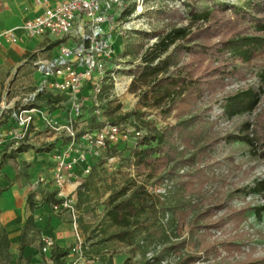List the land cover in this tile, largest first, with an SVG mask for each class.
I'll list each match as a JSON object with an SVG mask.
<instances>
[{"label": "rangeland", "instance_id": "obj_1", "mask_svg": "<svg viewBox=\"0 0 264 264\" xmlns=\"http://www.w3.org/2000/svg\"><path fill=\"white\" fill-rule=\"evenodd\" d=\"M247 1L120 0V6H113L111 13L104 11L108 14L111 26L117 25L111 32L115 34L113 35L115 50L118 53L128 51L123 57L117 53L113 59L115 66L111 70L106 65L107 72L104 74L97 96L98 102L101 101L99 107L94 105L89 88H86V91L82 90V98L75 102L86 110L74 120L76 144L85 146L86 139L81 140L80 137L97 122L102 121L104 124L110 122L109 113L104 111L102 106L108 104L110 108H114L118 104L116 115L143 112V119L151 121L157 127L175 125L179 120L197 114V123L191 127L197 133L196 137L188 141L189 145L182 139L176 141L173 149L185 159H189L198 138L201 145H208L203 153L195 154L190 163L176 168L175 174L165 179L167 182L163 181L154 186L151 183L153 179H148L144 173H140L132 165L133 160L130 158V148L137 140L131 135L134 134L131 133L132 128L141 131V134L145 132L144 127H136L137 113L120 121L122 128L129 132L126 140H123L116 152L112 151L109 154L102 149L103 159L92 161L99 174L95 181L96 188L89 193V197H86L87 201L84 198L83 203L74 200L76 193L72 196L75 201V203L72 201L73 215L77 213L80 217H88V223L84 225L99 227L111 190L119 188L127 181H133L145 185L150 193L167 192L168 214L174 220L175 226L172 235L174 232L177 234L173 240L184 239L185 243L180 252L200 256L198 264H235L264 257V149L263 145L257 144L258 138L253 131L255 126L264 124V51L249 62L238 60L227 49L214 55L217 53L214 51L221 47L218 43L220 38L209 35L211 41L208 43L216 44L209 49L210 53L204 56L180 54L179 64L172 65L170 69L180 66L181 74L186 73L185 75L194 78L200 76L203 80L222 78L223 84L215 85L213 88H209L210 84H205L207 87L202 90L205 85L200 83L196 94L190 95L186 91L184 100L176 102H169L167 97L163 100L158 99L152 83L156 77H161V74H149V69L141 60L143 52L158 38L147 37L144 33L160 31L162 36L173 27L187 24L192 18L191 11L201 12L216 3H224L228 7L227 14L233 16L236 9H229L230 6L243 7ZM127 10L128 12L124 13ZM7 20L2 27L4 29L13 24L10 21H15L13 16ZM32 42L33 40L26 41L27 44ZM133 44L137 45L133 47ZM42 45L26 50L33 54L35 52L36 58H33V54L23 57L19 60L20 66L13 70L9 99L12 106L17 109L28 104L25 103L27 97H23L39 84L41 71L38 70L36 62L46 60V52L50 50V48L39 50ZM171 49L172 46L169 50ZM236 94L238 97L234 98ZM44 104L38 102L39 108L45 107ZM70 106L72 112V102ZM94 115H97V118L94 119ZM57 126L59 127V124ZM173 131L175 132L176 128ZM54 132H56V137L52 139L54 142L58 140L60 144L70 140L65 131ZM32 136L34 135H29L27 142ZM245 136L253 143L243 141L241 138ZM36 140L37 145L46 142ZM60 147L58 149H61ZM109 155L113 156L108 158ZM185 173L193 175L184 176ZM199 174L202 178L205 177L206 181L195 190L193 187L196 184L191 180ZM206 210L209 211L205 212ZM202 213L201 221L198 222L201 227L196 228V214ZM231 215L233 219L227 221ZM223 219L221 226L208 227L211 222L216 220L220 222ZM76 228H81L77 222ZM90 229L83 231L85 236ZM113 248L119 253H124L118 256L119 262L123 264L129 256L127 247L116 243ZM175 253L179 256L174 252L172 253L174 255L167 257L162 264L174 263L177 259Z\"/></svg>", "mask_w": 264, "mask_h": 264}, {"label": "trees", "instance_id": "obj_2", "mask_svg": "<svg viewBox=\"0 0 264 264\" xmlns=\"http://www.w3.org/2000/svg\"><path fill=\"white\" fill-rule=\"evenodd\" d=\"M231 8L236 9L233 16L227 14L228 7L224 3H216L201 12L191 11L192 18L187 24L173 27L162 36H160V31L144 33L147 37H158L141 55V60L145 63L147 69H149V74H161V77H156L152 83L153 90L157 93L158 99L163 100L167 97L169 98V102H176L180 101V99L184 100L186 91L190 95L196 94L200 83L203 86L210 84L209 88L223 84L222 78L214 77L212 80H203L200 79V76L194 78L185 75L186 73L181 74L182 70L180 66L170 69L172 65L179 64L180 54L204 56L210 53L209 49L213 45H216L211 42L208 43V41H211V36L219 37L218 43L221 44V47L214 51L217 52L214 55L218 54V52H225V49H227L238 60L249 62L253 57L264 51V0H248L243 7L232 5L229 9ZM127 12L128 10L124 11V13ZM135 45L137 44H133V47ZM171 46L172 49L169 50ZM139 49L140 46L137 50L139 51ZM126 52L123 50L118 54L123 57ZM238 94L234 95V98L238 97ZM35 99V102H28V104L23 105V108H38L37 102L41 101L45 103L48 110H52L55 108L54 104L63 101V94L57 93L52 95L51 93L38 91ZM102 107L104 111L109 113L110 122L109 120L108 122L112 124H119L120 121L137 113L138 124H136V127H144L145 132L131 146L130 158L133 160L132 165L140 173H144L148 179H153H151V183L154 186H157V183L161 184L163 181L167 182L165 179L175 174L176 168L190 163L195 158V154L203 153L206 145H208H201L200 138H198L196 140L197 145L194 146L195 149L189 159H185L183 155H179L178 151H174L173 149L176 141L182 139L184 142H188L191 138L196 137L197 133L191 127L197 123V114L179 120L175 125L157 127L151 121L143 119V112H128L123 115H116L115 111L119 108L118 104L114 108H110L108 104ZM4 117H6V114L1 113L0 121ZM95 118H97V115H94ZM103 124L102 121L97 122L91 126V129H96ZM175 128L176 131L174 132L173 129ZM253 131L258 138L257 144L263 145L264 149V124L255 126ZM241 139L248 143H253L248 136ZM55 143L54 141L42 143L36 150L50 151L55 147ZM122 143L123 141L110 147L107 146L105 150L109 154L112 151L116 152ZM186 145H189V142ZM8 148L5 145L2 150L0 149V168L4 163L2 158L12 157L15 156V153L26 151L30 148V145L26 140H23L16 148L11 149L9 152L6 151ZM111 156L113 155L107 157ZM100 159H103V156L100 158L93 156V160ZM183 175H190L192 177L193 174L185 173ZM97 178H99V174L92 162L88 175L78 186L74 200L77 199L78 202L83 203L85 198V201H87L88 198L86 197H89V193L96 188L95 181ZM194 178L191 181L196 184L193 187L195 190L206 181V178H202L201 174L198 177L194 176ZM166 196V191L150 193L145 185L136 184L133 181H127L119 188L112 189L105 203V211L99 227H93L91 224L84 225V223L76 219L82 231L91 228L88 235L82 241L81 256L92 259L97 264H113L114 255L119 253V251L113 248V245L120 243L127 247V253L129 254L123 264H162V261L170 255H174L172 254L174 252H177L179 256L175 253L177 259L172 264H198L200 256L180 252L185 243L184 239L173 240V237H177V234L174 232L172 235L175 226L173 225L174 220L168 214L169 206ZM26 202L29 209L33 211L44 204L59 205L63 200L57 197L56 191H53L44 193L38 199L35 198L34 193H31L27 196ZM207 211L209 210L205 212ZM203 213L196 214V228L201 227L198 222L201 221ZM230 219H233L232 215L228 217L227 221ZM219 220L211 222L208 227L221 226L224 219L217 222ZM34 228L33 217L30 214L27 216L22 229L20 251L29 242L27 241V235L30 229ZM97 232L99 233L97 234ZM43 245L44 242L41 241V248ZM70 251L71 247H59L53 243L49 248L51 264H67ZM75 256L77 257L78 254ZM235 264H264V257L241 261Z\"/></svg>", "mask_w": 264, "mask_h": 264}, {"label": "built area", "instance_id": "obj_3", "mask_svg": "<svg viewBox=\"0 0 264 264\" xmlns=\"http://www.w3.org/2000/svg\"><path fill=\"white\" fill-rule=\"evenodd\" d=\"M34 2L41 6V11L24 20L18 28L27 36L47 35L58 41L55 56L36 62L38 70L44 76L37 91L49 88L64 93L73 105V111L63 126L58 127L53 118L43 117L48 127L63 128L70 139L55 155L50 179L57 197L63 200L61 204L53 205V209L63 208L73 215L72 197L64 192L65 185H80L91 169L93 156L102 157V149L126 140L129 134L121 124L105 123L96 129H87L82 138L80 137L81 140L86 139L85 146L81 147L76 144L74 133L76 116L86 111L75 103L82 98L83 88L91 89L94 105L99 107L101 101L98 102L97 96L104 74L107 72L106 65L109 70L115 66L113 59L118 55V51L115 50L113 43L115 34L111 32L117 25L111 26L108 14L104 11L111 13L113 6H120V0H34ZM2 36L12 42L17 41L13 29L4 31ZM35 97L36 92L27 97L25 103L32 102ZM37 110L35 107H20L13 112L14 125L8 130L0 131V149L5 145L13 149L21 141H27L26 137L33 127L32 113ZM131 131L134 133L131 135L136 138L142 133L134 128ZM75 233L76 241L71 246L67 264H76L81 257L82 241L77 232ZM43 242L41 250L46 253L53 242L51 240Z\"/></svg>", "mask_w": 264, "mask_h": 264}, {"label": "crops", "instance_id": "obj_4", "mask_svg": "<svg viewBox=\"0 0 264 264\" xmlns=\"http://www.w3.org/2000/svg\"><path fill=\"white\" fill-rule=\"evenodd\" d=\"M40 11L41 6L36 4L34 0H0V115L1 113L6 114V117L0 121V123L2 122L0 131L8 130L15 123L13 112L18 109L12 106L9 99V90L13 84L11 76L14 74V68L20 66L19 60L25 57L27 53L32 56L33 52H26V50L43 44L39 50L50 48L46 52L47 57L45 59H49L57 53L58 41L56 39L47 35L27 36L18 28L24 20L33 17ZM11 16L15 19L14 22L10 21L13 24L7 29L2 28L8 21L7 18ZM10 29L14 30L16 42L2 36L4 31ZM27 40H33V42L27 44ZM33 58H36L35 52ZM43 79L44 76L40 72L39 86H34L32 91L26 93L27 95L23 98L29 97L35 92L37 95V90L41 87ZM86 88L83 90L86 91ZM44 89L40 91L52 95L60 93L49 88ZM62 94L63 101L54 104V109L48 110L45 104V107H36L38 110L33 113V127L29 132V135L33 134L34 136L27 142L30 148L21 153H15V156L2 158L4 163L0 168V264H51L49 251L44 253L41 250V241L51 240L59 247L68 248L76 241L75 232L81 241L85 239L82 229L76 228L75 217L84 224L88 223V217H80V214L77 213L72 215L69 210L63 208L53 209V206L48 204L31 211L26 202L27 196L31 193H34L35 198L38 199L44 193L55 190L50 179V170L54 165L55 155L59 153L66 142L59 144L57 140L52 150L37 151L36 148L39 145L36 144V139L46 142L53 141L52 139L56 137L54 131H64L63 128L52 129L48 127L43 120L44 116L53 118L59 127L67 123L71 106L69 99L64 93ZM59 146L61 149H58ZM10 150V148L6 149L7 152ZM78 186L66 184L64 192L72 197ZM30 214L33 217L35 228L30 229L27 235L29 242L20 251L22 229L27 216ZM120 255H124V253L114 255L113 264H122L118 260ZM76 264H95V261L81 256Z\"/></svg>", "mask_w": 264, "mask_h": 264}]
</instances>
